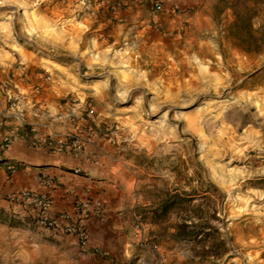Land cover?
I'll return each instance as SVG.
<instances>
[{"label": "rangeland", "instance_id": "rangeland-1", "mask_svg": "<svg viewBox=\"0 0 264 264\" xmlns=\"http://www.w3.org/2000/svg\"><path fill=\"white\" fill-rule=\"evenodd\" d=\"M181 1L0 0V78L54 81L53 108L119 147L138 206L165 185L224 194L214 223L229 258L200 261L146 218L157 246L188 252L185 264H264V0ZM1 218L0 264H73L35 226Z\"/></svg>", "mask_w": 264, "mask_h": 264}, {"label": "crops", "instance_id": "crops-1", "mask_svg": "<svg viewBox=\"0 0 264 264\" xmlns=\"http://www.w3.org/2000/svg\"><path fill=\"white\" fill-rule=\"evenodd\" d=\"M63 45L70 52L82 50L75 44ZM27 61L40 62L39 59ZM6 65L9 66L10 62L0 58V70H5ZM10 81L0 78V212L8 213L10 220L20 219L27 226H35L45 243L57 247L73 264H81L73 236L54 234L39 227L33 210L14 205L6 195L23 189L45 193L51 202V215L69 212L74 218L76 201L98 200L103 204L101 215L91 211L83 223L90 232L91 246L107 251L109 256H91L87 264H185L188 252L169 251L160 241H157L156 252L140 246L133 220L140 203L136 176L120 154L119 147L94 131L73 125L71 117L75 114L69 110L53 108L54 81L32 77ZM6 83L10 86L7 87ZM11 92L20 94L17 110L9 107ZM45 105L49 107L46 111ZM33 126L36 132L32 131ZM46 134L80 135L82 148L76 154L69 148L57 151L31 145V139ZM7 137L11 143L3 150V140ZM9 165L14 169L9 170ZM45 177L55 180L53 187L42 184ZM15 207H20L19 216L10 213ZM147 229L148 242L154 243V227L147 226ZM160 258L162 263H159Z\"/></svg>", "mask_w": 264, "mask_h": 264}, {"label": "trees", "instance_id": "trees-1", "mask_svg": "<svg viewBox=\"0 0 264 264\" xmlns=\"http://www.w3.org/2000/svg\"><path fill=\"white\" fill-rule=\"evenodd\" d=\"M216 195L212 200L210 191ZM159 201L150 207L138 206L136 212L141 215L143 221L150 219L153 225L161 226L170 223L168 228L173 231L169 233L171 239L178 243L192 245L194 258L200 261L212 260V262L223 261L228 256L230 248L225 233L214 221L223 224L220 218L219 206L224 200V194L216 187L197 190L190 187L187 191L185 186L169 188L167 185L160 190ZM197 201H200L196 204ZM2 212H0V220ZM174 222H171L172 218ZM10 223H15L10 220ZM166 230V231H167Z\"/></svg>", "mask_w": 264, "mask_h": 264}, {"label": "built area", "instance_id": "built-area-1", "mask_svg": "<svg viewBox=\"0 0 264 264\" xmlns=\"http://www.w3.org/2000/svg\"><path fill=\"white\" fill-rule=\"evenodd\" d=\"M154 9L157 11L162 9V5L159 2L153 4ZM9 107L12 110H17L20 107V96L10 95ZM7 113H5V116ZM32 131L36 132V127H32ZM11 143L10 137L3 140L2 149L5 150ZM33 147H47L51 150L61 151L65 148H69L74 153L78 154L82 148V139L73 136H52L44 135L41 138H33L30 141ZM9 170L14 168L9 165ZM42 184L47 187H53L55 180L50 177L42 178ZM12 198L19 201L25 206L33 210L35 223L54 234H65L74 237L77 245V253L81 264H87L91 256L106 258L109 256L107 251L100 248L92 247L90 242V232L86 225L83 223V219L94 211L96 215H101L103 204L98 200H85L76 201L74 204L76 218L69 212H62L59 215H51V202L47 194L36 192L34 190L23 189L12 195ZM135 235L139 240L141 247H149L153 251H157V245L149 243L147 239L148 229L147 224L143 221L141 216L135 212L133 214ZM159 263H162V259H159Z\"/></svg>", "mask_w": 264, "mask_h": 264}]
</instances>
